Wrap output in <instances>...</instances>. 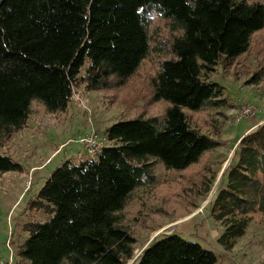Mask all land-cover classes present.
Returning a JSON list of instances; mask_svg holds the SVG:
<instances>
[{
	"label": "trees",
	"instance_id": "trees-1",
	"mask_svg": "<svg viewBox=\"0 0 264 264\" xmlns=\"http://www.w3.org/2000/svg\"><path fill=\"white\" fill-rule=\"evenodd\" d=\"M152 14L177 35L155 49L170 57L160 62L150 99L135 117L104 130L107 145L95 158L72 155L50 173L28 203L47 218L23 225L16 264H127L136 240L119 222L124 201L153 184V163L181 172L219 147L184 111L225 103L223 87L210 78L251 49L264 30V0H0V149L27 127L34 102L67 114L79 84L89 92L123 86L150 52ZM159 102L163 114L148 116ZM236 144L210 203L222 229L216 242L226 251L256 218L264 221V124ZM11 172L24 167L0 152V177ZM138 264H218V257L173 233L153 239Z\"/></svg>",
	"mask_w": 264,
	"mask_h": 264
},
{
	"label": "rangeland",
	"instance_id": "rangeland-1",
	"mask_svg": "<svg viewBox=\"0 0 264 264\" xmlns=\"http://www.w3.org/2000/svg\"><path fill=\"white\" fill-rule=\"evenodd\" d=\"M148 29L151 37L150 52L123 86L116 91L89 92L79 84L74 88L67 114L47 113L40 104L34 102L27 127L0 149V152L24 167V172L21 173L22 192L15 204L16 208L10 212L15 214V234L12 232L14 223L12 227L9 223L6 224V220L0 223L2 262L8 260V253L2 248L11 232V243L16 256L17 248L26 238L23 225L31 220L47 218L42 211L30 210L28 207L30 200L45 183L31 167L39 166L43 161L50 163L52 160V167H49L51 173L76 150L75 145L66 144V140L75 139L76 134L83 136L91 131L103 134L114 123L135 117L136 109L150 99L151 81L159 70L160 62L170 57L162 48L155 49L163 47L165 40L177 34L170 30L168 21L154 14L151 15ZM262 36L264 30L253 37L251 49L233 64L222 63L215 68L210 80L223 87L221 99L225 103L222 106L198 113L184 111L192 127L214 137L219 142V147L206 154L197 165L181 172L168 171L153 163V184L135 190L124 201L118 213L119 222L136 240L132 257L127 264H137L142 251L153 239L173 233L189 241H200L203 247L211 249L217 255L218 264L227 261L230 262L228 264H264V221L256 218L244 235L235 241V251L227 253L216 242L222 229L210 217V203L214 200L216 190L222 183V175L233 158L237 139L244 132L246 135L264 124V71L259 79H252L253 74L264 66V53H256ZM132 102L134 104H129ZM242 105L254 106L258 110L257 114L237 120ZM165 108L166 104L155 103L150 106L148 113L146 110L138 111V116L147 113L148 116L159 117ZM79 127L90 131L81 133ZM71 128L76 134L72 135V131L68 133ZM55 135L60 137L55 138ZM48 154H51L49 158ZM9 174L19 173L11 172L0 177V206L10 205L0 212V216L8 214L11 204L15 203L12 189L15 188L13 185L16 180L10 178ZM212 176L213 183L206 194V185ZM27 183L31 185L25 192ZM25 196L28 201L20 203ZM11 218L7 219L10 223L13 221ZM17 260L15 257L14 264Z\"/></svg>",
	"mask_w": 264,
	"mask_h": 264
},
{
	"label": "built area",
	"instance_id": "built-area-1",
	"mask_svg": "<svg viewBox=\"0 0 264 264\" xmlns=\"http://www.w3.org/2000/svg\"><path fill=\"white\" fill-rule=\"evenodd\" d=\"M257 112L258 110L252 105H242L239 109L237 120L247 117H254ZM66 144L75 145L76 150L74 151L72 158L75 161H81L87 158H95L97 155H99L102 150L106 147L107 140L103 135L91 131L90 133H87L83 136H78L75 139L66 140ZM27 185L28 186L25 189V192L28 191L31 183H27ZM11 236L12 234H9L4 244L8 252V260L7 262H2L0 260V264H14L15 254L11 243Z\"/></svg>",
	"mask_w": 264,
	"mask_h": 264
},
{
	"label": "crops",
	"instance_id": "crops-1",
	"mask_svg": "<svg viewBox=\"0 0 264 264\" xmlns=\"http://www.w3.org/2000/svg\"><path fill=\"white\" fill-rule=\"evenodd\" d=\"M248 127H249V125H248ZM78 130H80V132L82 133V132H85L86 133V131H90V129H81L80 127L78 128ZM71 131H72V135H74V134H76V132L74 131V129H70V132H68V133H71ZM245 134V132L243 133V135ZM243 135H241V136H243ZM56 137L55 138H59L60 136H57V135H55ZM240 136V137H241ZM64 139V138H63ZM52 154V153H51ZM51 154H48L47 155V157L49 158V156L51 155ZM67 158V157H66ZM45 162V163H44ZM52 160H51V162L50 163H48V161L46 162V161H43V162H41V165H39V166H35V167H31V169H35V171H37L36 172V174H38L39 175V179L40 180H46V178L49 176V174H50V168L49 167H52ZM58 165V164H57ZM10 175V178H12V179H14V180H16V182H14V185H13V188L14 189H12L13 190V193H15V194H13L14 195V202L15 203H13V204H11V207L9 208V211H8V214H5V215H3V216H0V223L1 222H5V220H6V224H10L11 225V227H12V224L14 223V227L12 228L13 229V233L15 234V220H14V212L12 213V214H10V212L12 211V209L13 208H16L15 207V204H16V202L18 201V199H19V196H20V194H21V190H22V184H23V181H22V177H23V175L22 174H9ZM20 181V182H19ZM26 200L28 201V199L26 198V196H25V198L23 197L22 198V201L20 202V203H24V202H26ZM10 205H7V206H4V207H2V206H0V212L1 211H4V209H6V207H9ZM12 217V218H11ZM8 218H11L13 221H11V223L9 222V221H7V219ZM219 237V236H218ZM218 237H216V240L218 239ZM199 243L201 244V242L199 241ZM203 246V245H202ZM235 246L236 245H234L231 249H230V251H228L227 253H230V252H232V251H235L234 250V248H235ZM2 247V246H1ZM2 249H5V247H4V245H3V248ZM208 249V248H207ZM6 250V249H5ZM211 250V249H210ZM222 251H224L223 249H221ZM225 253H226V251H224ZM228 263H230V262H228L227 261V263H224V264H228ZM252 264H258V263H255V262H253Z\"/></svg>",
	"mask_w": 264,
	"mask_h": 264
},
{
	"label": "water",
	"instance_id": "water-1",
	"mask_svg": "<svg viewBox=\"0 0 264 264\" xmlns=\"http://www.w3.org/2000/svg\"><path fill=\"white\" fill-rule=\"evenodd\" d=\"M253 130H255V129H252L249 133H251ZM249 133H248V134H249ZM246 135H247V134H246ZM140 259H141V257L139 258L138 263L140 262ZM138 263H137V264H138Z\"/></svg>",
	"mask_w": 264,
	"mask_h": 264
}]
</instances>
